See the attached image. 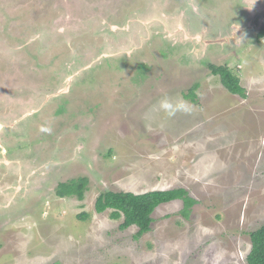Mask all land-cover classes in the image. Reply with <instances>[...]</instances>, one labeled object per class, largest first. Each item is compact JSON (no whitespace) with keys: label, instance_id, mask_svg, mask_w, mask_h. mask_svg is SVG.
I'll return each mask as SVG.
<instances>
[{"label":"rangeland","instance_id":"rangeland-1","mask_svg":"<svg viewBox=\"0 0 264 264\" xmlns=\"http://www.w3.org/2000/svg\"><path fill=\"white\" fill-rule=\"evenodd\" d=\"M259 13L234 0H0V264H247L264 224V37L243 29ZM223 65L243 98L212 73ZM79 177L83 199L56 194ZM173 188L196 200L188 217L179 200L160 205L140 239L94 209L106 190Z\"/></svg>","mask_w":264,"mask_h":264},{"label":"trees","instance_id":"trees-1","mask_svg":"<svg viewBox=\"0 0 264 264\" xmlns=\"http://www.w3.org/2000/svg\"><path fill=\"white\" fill-rule=\"evenodd\" d=\"M264 37V25L256 32V40ZM213 74H217L224 88L233 95L244 97V89L240 86V77L228 65L210 66ZM197 86H193L192 93L183 94L186 99L195 103V91ZM88 180L86 177L71 179L67 182L58 183L56 194L62 198L76 197L83 199L87 189ZM179 200L182 202L181 216L188 217L192 207L196 204L187 190L184 188H173L167 190H152L140 194L125 191L106 190L101 192L95 200L94 209L101 214L110 211V218L121 220L119 228L124 230L131 226L137 228L134 239H140L144 234L151 230L153 221L152 213L163 204ZM79 218H83L80 217ZM251 247L246 257L247 264H264V224L250 234Z\"/></svg>","mask_w":264,"mask_h":264},{"label":"flooded vegetation","instance_id":"flooded-vegetation-1","mask_svg":"<svg viewBox=\"0 0 264 264\" xmlns=\"http://www.w3.org/2000/svg\"><path fill=\"white\" fill-rule=\"evenodd\" d=\"M236 2V11L240 13V15H245V16H248L247 12L244 13L245 9L243 8L244 7V4L246 5V1L247 0H234ZM252 2H254L255 5H258L255 3V0H251ZM258 3H260L259 0H256ZM244 3V4H243ZM107 5V8H111L109 4H106ZM197 7V6H196ZM112 9V8H111ZM185 9L184 7H182L176 14H173V17H174V21L177 22L178 19L180 18H183V15L182 13L184 12ZM257 9V8H256ZM199 10L201 11L202 10V7L198 6V12H195L194 13V19L195 20V24L199 27L200 25L202 26V19H205V13L203 14H199ZM132 13H135L134 11H130ZM112 16H114V11L112 12ZM131 16V15H130ZM133 17H135L136 15H133ZM225 18V17H224ZM228 17H226L225 19H227ZM264 18V14L263 15H260L257 14V16H255L254 20L252 21V24L246 26L243 30L246 31V32H258L262 26L264 25V22L261 24V20ZM136 19V18H135ZM185 21V19H183ZM228 20V19H227ZM174 22V23H175ZM128 24L131 28L134 29V32L135 34H137V19L135 21H132L131 23H129V20H128ZM160 25H162V27L165 28V23L164 22H160ZM205 24H203L204 26ZM212 25V24H211ZM217 27H221L219 24L215 23V26L214 28ZM137 36V35H135Z\"/></svg>","mask_w":264,"mask_h":264},{"label":"water","instance_id":"water-1","mask_svg":"<svg viewBox=\"0 0 264 264\" xmlns=\"http://www.w3.org/2000/svg\"><path fill=\"white\" fill-rule=\"evenodd\" d=\"M259 1H260L259 5H255L254 2H252L251 0L246 1V5L249 7L248 10H246L248 15L251 14V16H252L253 13L255 12V8L260 9V6H262V4L264 6V0H259ZM245 8H246V6H245ZM263 22H264V18L261 20V24Z\"/></svg>","mask_w":264,"mask_h":264},{"label":"clouds","instance_id":"clouds-1","mask_svg":"<svg viewBox=\"0 0 264 264\" xmlns=\"http://www.w3.org/2000/svg\"><path fill=\"white\" fill-rule=\"evenodd\" d=\"M162 107H164L165 109H170L171 105L168 104L167 102H162ZM170 115L174 114V112H169Z\"/></svg>","mask_w":264,"mask_h":264}]
</instances>
